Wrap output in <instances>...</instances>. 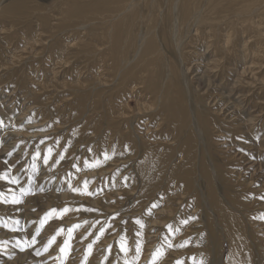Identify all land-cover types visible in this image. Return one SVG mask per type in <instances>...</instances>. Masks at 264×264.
Segmentation results:
<instances>
[{
  "label": "rangeland",
  "instance_id": "374dc122",
  "mask_svg": "<svg viewBox=\"0 0 264 264\" xmlns=\"http://www.w3.org/2000/svg\"><path fill=\"white\" fill-rule=\"evenodd\" d=\"M0 1V13L10 2L23 4L17 15L0 14V173L11 166L9 175L19 180L18 184L0 180V192L10 200L14 191L21 200L19 204L0 202V264H193L192 257L197 264L201 260L233 264L225 233L219 231L216 240L211 239L215 228H207L209 219L193 185L185 180V170L196 166L184 141L188 133L200 134L198 111L214 119L209 118L215 134L207 143L204 137H196L191 145L210 166L220 165L232 181L226 180L228 195L219 181L220 196L245 202V206L231 204L237 206L234 211L240 212L253 248L241 259L234 258L238 264H264V1L253 4L246 16L237 11L213 26L203 19L204 0L186 24L165 25L166 30L172 29L171 49L161 42L160 28L173 17L170 10L175 0H114L119 1L114 2L116 12L108 10L110 4L99 6L100 0ZM132 15L138 19L132 20ZM114 24L124 39L118 48L111 41ZM145 33L156 37L160 45L157 52L140 59ZM170 57L173 62L176 59L182 74L180 100L193 117L184 123L183 131L178 127L183 121H176L162 91L171 73ZM153 69L156 85L154 79L150 81ZM185 81L192 85L190 89ZM176 87L170 85L172 98L178 96ZM233 125L241 131L232 134L229 126ZM48 148L52 158L45 166L42 158ZM37 149L41 158L33 173L31 157ZM97 160L100 163L94 166ZM199 182L203 188L205 183ZM51 209L57 211L46 216ZM33 235L35 243H31ZM17 240H27L31 246L21 250Z\"/></svg>",
  "mask_w": 264,
  "mask_h": 264
},
{
  "label": "bare ground",
  "instance_id": "6f19581e",
  "mask_svg": "<svg viewBox=\"0 0 264 264\" xmlns=\"http://www.w3.org/2000/svg\"><path fill=\"white\" fill-rule=\"evenodd\" d=\"M27 1V0H26ZM97 1V0H96ZM120 1V0H119ZM119 1H114V0H108V1H103V0H100V3H99V6H104L105 4L107 5V4H110L109 6L110 7H108V10H110V11H113V12H116V11H114L115 9H117L116 7H118V5H116L114 2H119ZM145 1V0H144ZM159 1V0H158ZM250 1V0H249ZM264 0H251V2H250V4H249V2H248V0H207V2L205 3V6H204V10H203V12L205 13V16H203V19L205 20V22H207V23H209L210 25H213V26H215V24L216 23H218L219 21L221 22V20H222V18H225L226 16H228L229 14H231V13H234V12H241L242 13V16H246L247 14H248V11L251 9V7H252V5L253 4H259L260 2H263ZM1 2V1H0ZM130 2V1H129ZM132 2V1H131ZM148 2H150V1H148ZM152 2V1H151ZM164 2V1H163ZM162 2V3H163ZM169 2V1H168ZM203 2V4H204V0H175V2H174V6L171 8V10L170 9H168V10H170V12H171V14L173 15V17L171 18V19H166V21H163L162 23H161V25H162V27L160 28L161 30H162V32L160 33L161 34V39L160 40H162L161 42H163V44L164 45H166V46H168L169 48L171 47L172 48V45H171V43H170V41H169V33H171L170 31L172 30H166L165 29V25H170V28L172 27H175L176 25L177 26H179L180 24L181 25H184V24H186V22H188V21H190L191 20V18L194 16V14H193V9L197 6V5H199V4H201ZM112 3H114L113 4V6H111L112 5ZM141 3V2H140ZM153 3H156V2H153ZM161 3V4H162ZM166 3V2H165ZM164 3V5H166ZM28 3H26V5H27ZM120 5H121V3H119ZM125 4V3H124ZM133 4V3H132ZM135 5H136V3H134ZM133 4V5H134ZM138 4V3H137ZM160 4V2L158 3V5ZM168 4H170V3H168ZM23 4H15V2L14 3H11L10 2V4L9 5H7V8H3L2 10H1V13L0 14H2V15H10V13H11V11L13 12V14L14 15H17V14H19L20 13V6H22ZM105 5V6H106ZM129 5V4H128ZM134 5V6H135ZM147 5H149V4H147ZM155 5H157V4H155ZM40 6V5H39ZM38 6V9L40 8ZM142 6H143V4H142ZM161 6V5H160ZM203 6V5H202ZM24 7V6H23ZM22 7V8H23ZM129 7H130V5H129ZM128 7V8H129ZM131 7H133L132 5H131ZM144 7V6H143ZM159 9H161L159 6H157ZM169 7V6H168ZM84 8H86V6H84ZM145 8V7H144ZM147 8H149V7H147ZM157 8V9H158ZM32 9L33 8H31V10H29V11H32ZM42 9V8H41ZM142 9V8H141ZM140 9V10H141ZM156 9V8H155ZM158 9V10H159ZM163 9V8H162ZM131 10V9H130ZM139 10V11H140ZM157 10V11H158ZM22 11H24V10H22ZM40 11V10H39ZM72 11H73V8H72ZM94 11V10H93ZM127 11V10H126ZM149 11V10H148ZM160 11V10H159ZM157 12V13H160V12ZM166 11V12H165ZM164 12L165 13H167V9L165 10ZM10 12V13H9ZM24 12H26V11H24ZM41 12V11H40ZM125 12V11H124ZM141 12V11H140ZM237 12V13H238ZM253 12V11H252ZM27 13V12H26ZM32 13V12H31ZM74 13V12H73ZM72 12H71V14H73ZM85 13V12H84ZM91 13V12H90ZM90 13H88V14H90ZM108 13V12H107ZM135 14H136V12H134ZM139 13V12H138ZM137 13V14H138ZM147 13V15H149L148 14V12H146ZM197 13V12H196ZM12 14V13H11ZM25 14V13H24ZM30 14V13H29ZM87 14V15H88ZM95 15H96V13H94ZM93 14V15H94ZM140 14V13H139ZM151 14V13H150ZM200 14V13H199ZM202 14V13H201ZM262 14H264V8H263V11H262ZM25 15H28V14H25ZM153 15V14H152ZM159 15V14H158ZM253 15V14H252ZM20 16V15H19ZM29 16V15H28ZM27 16V17H28ZM48 16V15H47ZM67 16V15H66ZM89 16H91V15H89ZM121 16V15H120ZM126 16V15H125ZM129 16H131V15H129ZM137 15H132V20H134L133 18H135ZM141 16V15H140ZM168 16V15H167ZM241 16V17H242ZM250 16V15H249ZM16 17V16H15ZM44 17V16H43ZM92 17V16H91ZM101 17V16H100ZM105 17H107V16H105ZM109 17H110V13H109ZM119 17V16H118ZM117 17V18H118ZM128 17V16H127ZM142 17V16H141ZM146 17V16H145ZM150 17H151V15H150ZM198 17V16H197ZM238 17V16H237ZM1 18H2V16H1ZM22 18V17H21ZM98 19H99V17H97ZM104 18V17H103ZM115 18V17H114ZM116 18V19H117ZM152 18H153V16H152ZM167 18V17H166ZM234 18V17H233ZM240 18V17H239ZM245 18V17H244ZM250 18V17H249ZM3 19H4V17H3ZM8 19H10V18H8ZM12 19H13V17H12ZM27 19V18H26ZM129 19V18H128ZM137 19H138V16H137ZM226 19V18H225ZM225 19H223V20H225ZM235 19V18H234ZM253 19V18H252ZM103 20V19H102ZM114 20V19H113ZM124 20H127V19H122V21H124ZM147 20V19H146ZM160 20V19H159ZM196 20H199V19H195V21ZM203 20V21H204ZM227 20V19H226ZM247 20V19H246ZM254 20V19H253ZM55 21V20H54ZM73 21V20H72ZM87 21V20H86ZM95 21V20H94ZM105 21H107V20H105ZM117 21V20H116ZM120 21H121V19H120ZM145 21V20H144ZM174 21V23H172ZM230 21V20H229ZM11 22H13V21H11ZM18 22V21H17ZM101 22H104V21H101ZM125 22V21H124ZM124 22H123V24H124ZM139 22H142V21H140L139 20ZM150 22V21H149ZM159 22V21H158ZM243 22H245V21H243ZM256 21H254V23H255ZM105 23V22H104ZM104 23H102V24H104ZM110 23H112L111 22V19H110ZM109 23V24H110ZM120 23V22H119ZM155 24H156V22H154ZM195 23H199V21L198 22H195ZM251 23V22H250ZM91 23L89 22V25H90ZM93 24V23H92ZM95 24V23H94ZM100 24V23H99ZM108 24V25H109ZM113 24V23H112ZM160 24V23H159ZM239 24V23H238ZM243 24H245V23H243ZM18 25V24H17ZM104 25H106V24H104ZM108 25H106V26H108ZM149 25H151V24H149ZM152 25H154V24H152ZM203 25V24H202ZM208 25V24H207ZM94 26V25H93ZM101 26H103V25H101ZM114 26H115V28H114V34H113V36H112V38H111V41H112V45H113V48H114V46H116L117 48L118 47H120L119 45L121 44V42H124L123 40H122V35H121V33H119V31H118V27H117V25H115L114 24ZM113 26V27H114ZM126 26V25H125ZM155 26V25H154ZM156 26H158L157 24H156ZM191 26V25H190ZM203 26H205V25H203ZM212 26V27H213ZM232 26V25H231ZM247 26V25H246ZM15 27V26H14ZM18 28H19V26H17ZM122 27V26H121ZM120 27V28H121ZM127 27V26H126ZM131 27V26H130ZM147 27V26H146ZM149 27V26H148ZM147 27V28H148ZM183 27V26H182ZM182 27H181V29H182ZM196 27V26H195ZM194 27V28H195ZM211 27V28H212ZM219 27H221V26H219ZM250 27H252V26H250L249 25V29H250ZM260 27V26H259ZM18 28L16 29V30H18ZM102 28H104V26L102 27ZM110 28V27H109ZM109 28H106V30L107 29H109ZM128 28V27H127ZM155 28V27H154ZM158 28V27H157ZM169 28V29H170ZM217 28V27H216ZM226 28H228V27H226ZM242 28H244V27H242ZM255 28H256V26H255ZM14 30H15V28H13ZM112 29V28H111ZM122 29H123V27H122ZM160 29H159V31H160ZM178 29V28H177ZM232 29H234V28H232ZM236 29V28H235ZM101 30V29H100ZM135 30V29H134ZM149 30V29H148ZM178 30H180V29H178ZM219 30V29H218ZM222 30V29H221ZM230 30V29H229ZM246 30V29H245ZM257 30V29H256ZM111 31V30H110ZM123 31V30H122ZM121 31V32H122ZM154 31V30H153ZM152 31V32H153ZM214 31V30H213ZM147 32H149V31H147ZM155 32V31H154ZM177 32V31H176ZM235 32H237V31H235ZM246 32H247V30H246ZM100 33V32H99ZM106 33V32H105ZM105 33H103V34H105ZM123 33V32H122ZM125 33V32H124ZM130 33V32H129ZM132 33V32H131ZM151 33V32H150ZM149 33V34H150ZM159 33V32H158ZM185 33V32H184ZM207 33V32H206ZM107 34H109V33H106V35ZM146 34V33H145ZM148 34V35H149ZM157 34V33H156ZM180 35H182V33L180 32L179 33ZM208 34V33H207ZM214 34V33H213ZM212 34V35H213ZM219 34V33H218ZM224 34V33H223ZM231 34V33H230ZM230 34H227V35H229L230 36ZM110 35V34H109ZM126 35V34H125ZM133 35H134V33H133ZM132 35V36H133ZM147 34L145 35L146 36V38H145V42L142 44V47H141V49H140V51H139V53H140V59H142V58H144L146 55H151V54H153V53H155V52H157L156 50H157V48H158V45H160V42H159V44L157 43V41H159V40H157V38L156 37H154L153 35H149L148 36ZM155 35V34H154ZM170 35H172V34H170ZM208 35H210V34H208ZM236 35H239L238 33H236ZM157 36V35H156ZM203 36V35H202ZM220 36V35H219ZM174 37V36H173ZM179 37V36H178ZM183 36H181V38H182ZM208 37H210V36H208ZM89 38V37H88ZM124 38H126V37H124ZM135 38V37H134ZM177 38V37H176ZM223 38H225V37H223ZM233 38V37H232ZM235 38V37H234ZM237 38H240V37H237ZM246 38H249V36L247 37L246 36ZM128 39V38H127ZM143 39V38H142ZM179 39H180V37H179ZM212 39V38H211ZM226 39V38H225ZM230 39V38H229ZM241 39V38H240ZM239 39V40H240ZM261 39V38H260ZM157 40V41H156ZM172 40H173V38H172ZM176 40V39H175ZM182 39H180V40H178L179 42L181 41ZM187 40V39H186ZM205 40H207V38L205 39ZM235 40V39H234ZM242 40H244L243 38H242ZM259 40V39H258ZM110 41V40H109ZM133 41H134V39H133ZM136 41V40H135ZM134 41V42H135ZM188 41H189V39H188ZM193 41H195V40H193ZM202 41V40H201ZM208 41V40H207ZM210 41V40H209ZM230 41V40H229ZM186 41L184 40V42L183 43H185ZM191 42V41H190ZM189 42V43H190ZM205 41H203V43H204ZM224 42V41H223ZM222 42V43H223ZM226 42H228V40L226 41ZM232 42V41H231ZM234 42V41H233ZM239 42V41H238ZM237 42V43H238ZM259 42H260V40H259ZM178 43V42H177ZM196 43V42H195ZM199 43V42H198ZM197 43V44H198ZM201 44H202V42H200ZM234 43H236V42H234ZM243 43H245V42H243ZM242 43V44H243ZM110 44V43H109ZM158 44V45H157ZM207 44V43H206ZM225 44V43H224ZM261 44V43H260ZM23 45V44H22ZM182 45H184V44H182ZM182 45H180V46H182ZM192 45V44H191ZM230 45V44H229ZM232 45V44H231ZM236 45V44H235ZM13 46V45H12ZM104 46V45H103ZM133 46L136 48L137 47V43L135 42L134 44H133ZM179 46V45H178ZM204 46H205V44H204ZM223 46V45H222ZM259 46V45H258ZM116 47H115V49H116ZM219 47H221V45L219 46ZM122 48H124V47H122ZM170 48V49H171ZM185 48V47H184ZM198 48V47H197ZM201 48V47H200ZM199 48V49H200ZM223 48V47H222ZM224 48H226V47H224ZM238 48H239V46H238ZM243 48V47H242ZM257 48V47H256ZM13 49V48H12ZM134 49V48H133ZM138 49V48H137ZM160 49V48H159ZM168 49V48H167ZM169 49V50H170ZM235 49V48H234ZM233 49V50H234ZM254 49V48H253ZM107 50H108V48H107ZM110 50V49H109ZM161 50V49H160ZM163 50H164V48H163ZM178 50V49H177ZM176 50V51H177ZM184 50V49H183ZM215 50V49H214ZM222 50V49H221ZM240 50V49H239ZM243 50V49H242ZM111 51V50H110ZM114 50L112 49V52H113ZM116 51V50H115ZM186 51V50H185ZM204 51V50H203ZM226 51V50H225ZM224 51V52H225ZM248 51V50H247ZM106 52V51H105ZM126 52V51H125ZM129 52H130V50H129ZM165 52V51H164ZM173 52V51H172ZM202 52V51H201ZM210 52V51H209ZM208 52V53H209ZM238 52H240V51H238ZM243 51H241V54L243 55L244 53H245V51L242 53ZM253 52V51H252ZM116 53V52H115ZM167 53V52H166ZM174 53V52H173ZM187 53V52H186ZM235 53V52H234ZM112 54V53H111ZM168 54V53H167ZM177 54V53H176ZM185 54V53H184ZM204 54V53H203ZM206 54V53H205ZM211 54H212V52H211ZM213 54H215V53H213ZM229 53H227V56H229L228 55ZM236 54V53H235ZM247 54V52L245 53V55ZM115 55V54H114ZM200 55V54H199ZM224 55V54H223ZM237 55V54H236ZM244 55V56H245ZM116 56H117V54H116ZM168 56H170V55H168ZM171 56H173V55H171ZM179 56V55H178ZM177 55H176V57H178ZM217 55L215 54V57H216ZM232 56V58H233V56L234 55H231ZM239 56V55H238ZM241 56V55H240ZM122 57V56H121ZM182 57H183V55H182ZM205 57H206V59H208V57L205 55ZM225 57H226V55H225ZM135 58H136V56H135ZM134 58V59H135ZM154 58V57H153ZM202 58H204V57H202ZM224 58V57H223ZM229 58H230V56H229ZM235 58H237V57H235ZM243 58V57H242ZM3 59V58H2ZM112 59H113V57H112ZM134 59H132V60H134ZM163 59V58H162ZM172 57H170V60H171V62H173L172 61ZM176 59H179V57L178 58H176ZM176 59H175V61L173 62V63H171L172 65L170 66V69H171V73L170 74H167L168 75V77H169V79H167V81H164V82H166L163 86H164V88H163V94L164 93H166V95H165V97H164V100H165V104H167L166 106H168L169 107V109H170V111L171 112H173V116H175V119H176V116H177V120L176 121H183L182 122V124L180 125V126H178L179 127V130L180 131H183V128H184V123L185 122H190L189 121V118L190 117H192V115H191V111L190 110H188L183 104H182V102H181V100H180V97H182L184 94L183 93H180V92H182L183 90H182V88H181V86L178 84L179 82H180V80H181V78H182V74L180 75L179 74V71H178V69H177V66L179 67V65L177 64V62H176ZM216 59H218L219 60V57L217 58L216 57ZM227 59H228V57H227ZM244 59V58H243ZM118 60V59H117ZM159 60V59H158ZM167 60V59H166ZM204 60H205V58H204ZM215 60V59H214ZM213 60V61H214ZM217 60V61H218ZM236 60V59H235ZM240 60V59H239ZM181 61H183V60H181ZM198 61V60H197ZM202 61V60H201ZM207 61V60H206ZM233 61H234V59H233ZM232 61V62H233ZM244 61V60H243ZM246 61V60H245ZM132 62V61H131ZM147 62H149V61H147ZM154 62V61H153ZM164 62H165V60H164ZM185 62V61H184ZM183 62V63H184ZM200 62V61H199ZM210 62V61H209ZM215 62V61H214ZM151 63V62H150ZM183 63H181V67H184V64ZM206 63V62H205ZM216 63V62H215ZM152 65H154V63H151ZM158 64V63H157ZM196 64V63H195ZM217 64V63H216ZM236 64V63H235ZM129 65V64H128ZM156 65V64H155ZM154 65V66H155ZM198 65V64H197ZM201 64H199V66H200ZM206 65L208 66V63H206ZM215 65V64H214ZM226 65V64H225ZM237 66V65H236ZM251 66V65H250ZM149 67H150V65H149ZM188 67V66H187ZM218 67V66H217ZM238 67V66H237ZM126 68V67H125ZM140 68H141V66H140ZM151 68V67H150ZM158 69H159V67H157ZM180 68V67H179ZM196 68V67H195ZM201 68H202V66H201ZM184 69V68H183ZM189 69L190 68H187V71H189ZM198 69V68H197ZM214 69V68H213ZM201 70V69H200ZM200 70H198V71H200ZM202 71V70H201ZM225 71V70H224ZM182 72V71H181ZM211 72V71H210ZM227 72V71H226ZM148 73V72H147ZM155 71H154V69H153V72H152V74H151V76H153V78H150V81H152L153 79H154V81H153V83H155V85H156V79L154 78L155 77ZM194 73V72H193ZM192 73V74H193ZM150 74V73H149ZM183 74H184V72H183ZM140 75V74H139ZM189 75H190V73H189ZM214 76H216L215 74H214ZM146 77H148V75L146 76ZM218 77V76H217ZM220 77V76H219ZM13 78V77H12ZM144 78V77H143ZM190 78V77H189ZM188 78V79H189ZM192 78V77H191ZM216 78V77H215ZM18 79V78H17ZM141 79H142V77H141ZM16 80V79H15ZM183 80H186V78L184 79L183 78ZM193 80V79H192ZM191 80V81H192ZM189 82H191L190 81V79L188 80ZM188 81H187V83H186V81H185V83H186V87L188 88ZM143 83V82H142ZM221 83H223L222 81H221ZM172 84H174V85H176L177 87H176V91H178V93H176L178 96H177V98H175L174 96V98H172V96L170 95V91H172L171 90V88H170V85H172ZM145 85H146V83H145ZM189 86H192V85H189ZM21 87V86H20ZM188 89H190V88H188ZM191 89H193V88H191ZM232 90V89H231ZM230 90V91H231ZM128 91V90H127ZM175 91V92H176ZM190 91V90H189ZM9 92V91H8ZM215 92H218V91H215ZM12 93V92H11ZM10 93V95H12ZM14 93H16V92H14ZM13 93V94H14ZM132 93V92H131ZM221 93V92H220ZM5 94H8V93H5ZM17 94V93H16ZM172 94H174L173 92H172ZM179 94H180V97H179ZM187 94H188V91H187ZM190 94V93H189ZM193 94V93H192ZM215 95H217L216 93H214ZM8 96V95H7ZM190 96V95H189ZM188 96V97H189ZM228 96V95H227ZM9 97V96H8ZM13 97V96H12ZM215 97V96H214ZM216 98V97H215ZM11 99V98H10ZM214 99V98H213ZM7 100H9V99H7ZM16 100V99H15ZM163 100V101H164ZM210 100V99H209ZM216 100L217 99H215V101L214 102H216ZM219 100V99H218ZM230 101V100H229ZM8 102V101H7ZM211 102V101H210ZM218 102V101H217ZM216 102V103H217ZM216 103H214V104H216ZM229 103V102H228ZM79 104V103H78ZM189 104H190V100H189ZM199 103L197 102V103H195V105H196V107H197V109H198V107H199V105H198ZM212 104H213V101H212ZM226 104V103H225ZM227 105H229V104H227ZM190 107V106H189ZM231 107V106H230ZM234 107V106H233ZM10 109V108H9ZM192 109V108H191ZM236 109V108H235ZM223 110V109H222ZM198 111V110H197ZM227 111V110H226ZM225 111V112H226ZM224 112V113H225ZM211 113V112H210ZM212 113H214L213 111H212ZM208 112H204V111H202V113L200 112V111H198L197 112V114H196V119H197V121H198V123H199V128H200V134H196L195 136H193V134H190V133H188L187 134V137H186V139H185V141H184V143L186 144V152H188L189 153V155H190V161L192 162V164L193 165H196L195 166V168H192V169H186L185 170V173H187L188 175V177H186L185 178V180L187 181H189L190 182V184L191 185H193V189H192V191L193 192H195V194H196V196L198 197V200H199V202H200V206H203V209H202V211L205 213V216H207L208 217V219H209V221H208V223H207V228H210L211 227V230H212V228H215V230H213L214 231V233L215 234H213L212 233V235L210 236L211 237V239H212V237L216 240V238H217V235H219V234H221V233H219V231L221 232L222 231V234L223 233H225V236L224 237H226L225 239H227L226 241H228L230 244H231V250H232V253H233V255H234V257L236 258V259H241L242 258V255H243V253H247L248 251L250 252V251H252V248H253V246L251 245L252 244V242H250V240H248L247 239V236H246V232L247 231H245V227H244V222H243V219L240 217L239 218V216H241V215H239L240 214V212H237V211H234V209L236 208L237 209V206L235 207V206H233V204L234 205H241V206H245V202H241V200L238 198V197H232V200H230V199H228V201L226 200H224V198H222V196H220V192H219V190H218V188H219V181H222L223 183H224V192H225V194H229V193H227V191H228V188H227V183L228 182H232V181H230L227 177H225V175H224V172L222 171V169H221V167H220V165L218 166V164H216V163H214L213 162V164H211V166L208 164V162H206V160H205V158L203 157V156H199L200 154L199 153H197L198 152V148L197 147H194V145L192 146L191 145V143L192 142H194V138H196V137H198L199 138V136L202 138V137H204L205 138V141H206V143H207V141L209 142L210 140H211V138L210 137H213L212 136V134H215V130H214V127L212 126V122H211V120L212 121H214V119H211L210 117H208ZM20 115V114H19ZM227 115V114H226ZM211 116H213V115H211ZM216 116V115H215ZM7 117V116H6ZM227 117V116H226ZM181 118V119H180ZM193 118V117H192ZM195 118V117H194ZM209 118L211 119V120H209ZM225 118V117H224ZM193 120V119H192ZM195 120V119H194ZM215 120H216V118H215ZM219 121H220V119H219ZM33 122V121H32ZM177 123V122H176ZM228 123V122H227ZM196 124V123H195ZM226 124V123H225ZM215 126V125H214ZM197 127H198V125H197ZM230 128H231V130H232V134H234V133H238V130H240V129H235V128H237V127H235L234 125H233V127L232 126H229ZM194 128L195 127H192V130H194ZM174 129V128H173ZM196 129V128H195ZM198 129V128H197ZM192 130H191V133H192ZM245 130V129H244ZM5 131V130H4ZM241 131V130H240ZM6 132V131H5ZM14 132V131H13ZM8 133V132H7ZM15 133V132H14ZM198 133V132H197ZM259 133V132H258ZM10 134V133H9ZM182 134V133H181ZM180 134V135H181ZM11 135V134H10ZM183 135V134H182ZM181 135V136H182ZM5 136H6V134H5ZM4 137V136H3ZM13 137V136H12ZM263 137H264V135H263ZM15 138V137H14ZM202 140H203V138H202ZM16 141V140H15ZM204 141V142H205ZM183 142V141H182ZM13 144V143H12ZM181 144V143H180ZM196 144V143H195ZM184 145V144H183ZM191 145V146H190ZM11 146V145H10ZM196 146H197V144H196ZM209 146V145H208ZM215 146V145H214ZM191 149H190V148ZM203 150V149H202ZM210 151V150H209ZM202 152V151H201ZM204 152V151H203ZM195 153V156H191L192 154H194ZM238 155V154H237ZM185 156V155H184ZM241 156V155H240ZM188 158V159H189ZM163 159V158H162ZM187 159V160H188ZM189 161V162H190ZM159 162H161V158H160V160H159ZM175 163V162H174ZM234 163V162H233ZM147 164V163H146ZM160 164H162V163H160ZM167 164V163H166ZM222 165V164H221ZM169 166V165H168ZM192 166V165H191ZM163 167V166H162ZM172 167V166H171ZM174 167H175V165H174ZM143 168V167H142ZM145 168V167H144ZM167 169V168H166ZM172 170H175V168H172ZM171 170V171H172ZM150 171V170H149ZM169 171V170H168ZM177 171H179V170H177ZM183 171V170H182ZM182 171H181V173H182ZM142 172H144V171H142ZM162 172V171H161ZM184 172V171H183ZM147 173V172H146ZM164 173V172H163ZM169 173V172H168ZM173 173V172H172ZM184 173V174H185ZM174 174H180V173H177L176 172V170L174 171ZM183 174V173H182ZM171 176H172V174H171ZM174 176V175H173ZM181 177V176H180ZM193 178V179H192ZM228 182H227V181ZM155 181V180H154ZM199 181H202V182H204L205 184H204V187L202 188V184L199 182ZM150 184V183H149ZM199 184H201V186L199 185ZM201 187V188H200ZM222 187V186H221ZM231 188V187H230ZM149 189V188H148ZM232 189V188H231ZM230 189V190H231ZM222 190V189H221ZM223 191V190H222ZM192 192V193H193ZM235 192V191H234ZM237 193H239V192H237ZM232 193H230V195H231ZM233 196V195H232ZM247 196V195H246ZM231 203H233V204H231ZM240 207V206H239ZM238 207V208H239ZM243 215V214H242ZM243 218H244V216H242ZM245 219V218H244ZM190 228V227H189ZM188 230V229H187ZM215 250L217 251V248L215 247ZM220 250H221V247H220ZM241 256V257H240ZM233 257V260H232V262H233V264H238V262H237V260L235 259Z\"/></svg>",
  "mask_w": 264,
  "mask_h": 264
},
{
  "label": "snow or ice",
  "instance_id": "6c2138e0",
  "mask_svg": "<svg viewBox=\"0 0 264 264\" xmlns=\"http://www.w3.org/2000/svg\"><path fill=\"white\" fill-rule=\"evenodd\" d=\"M2 124H3V121H0V125H2ZM41 143H43V141H41ZM7 155L8 156H11L12 155V152H8ZM103 155H104V159L105 160H107V159L110 158L107 152H105ZM40 158H41V153H40L39 149H37L32 154V157H31V168L33 170V173H35V172L38 171L39 166H38L37 161ZM51 158H52V149L51 148H48L46 150V153L44 154V156L42 158L43 164L45 166H47L49 164V160ZM63 158H64L63 155H61L60 156V159L62 160ZM56 163H59V160H57ZM99 163H100V161L97 160L95 162L94 166H98ZM10 168H11V166H9V168L6 169L3 173H0V180H5V181L10 180V182L12 184H18L19 183V180H18L17 176H10L9 175ZM73 190L74 191H79V189H73ZM20 192H21L22 195H26L27 194V192L25 191V189L23 187H21ZM0 202L12 203V204H19V203H21V200L16 197L14 191L12 193V196H11V199L10 200L5 198V193L4 192H0ZM156 206L157 205H155V204L153 205V207H156ZM56 211H57L56 209H51L50 212L46 214V216H51L52 213H55ZM63 211L64 212H67L68 209L65 208ZM17 223H18V221H17ZM43 223H44V220L41 221V224H43ZM137 223H139V221H137ZM5 226H7V225H5ZM168 227H169V229H171V226L170 225ZM101 232H103V229H101ZM37 234H39V229H37ZM54 240H55V236H53L48 241V245L45 246V251H47L48 246H50L54 242ZM35 242H36V236L33 235L32 238H31V243H35ZM187 243L188 242L185 241V244L184 245H180V246H185ZM30 246H31V244L27 240H17V247H20L21 250H24L25 248L30 247ZM88 247H89V249H91L92 246L89 245ZM121 248H122V250H125L126 251V249L124 248L123 244L121 245ZM64 251H65V249L64 248H61V252H64ZM139 251H140V248H139V246H137V252L139 253ZM153 259H155V255L153 256ZM192 260H193V264H197L195 257H192ZM177 264H180V262H177ZM199 264H204V262L201 260V261H199Z\"/></svg>",
  "mask_w": 264,
  "mask_h": 264
}]
</instances>
